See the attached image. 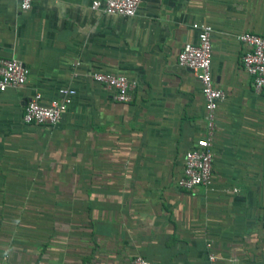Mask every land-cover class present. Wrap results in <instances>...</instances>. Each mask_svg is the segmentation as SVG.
<instances>
[{
	"label": "crops",
	"instance_id": "1",
	"mask_svg": "<svg viewBox=\"0 0 264 264\" xmlns=\"http://www.w3.org/2000/svg\"><path fill=\"white\" fill-rule=\"evenodd\" d=\"M92 0H0V56L28 68L0 91V264H264V91L242 67L238 34L264 35V0H142L133 16ZM193 23L212 27L211 72L225 97L212 182L180 188L204 135V96L178 63ZM96 71L136 81L129 102ZM76 93L58 124L24 123L35 91ZM234 189H237L236 191Z\"/></svg>",
	"mask_w": 264,
	"mask_h": 264
},
{
	"label": "built area",
	"instance_id": "2",
	"mask_svg": "<svg viewBox=\"0 0 264 264\" xmlns=\"http://www.w3.org/2000/svg\"><path fill=\"white\" fill-rule=\"evenodd\" d=\"M20 9L27 10L34 0H17ZM142 0H92L90 7L106 14L124 16L135 15ZM198 29L196 42H185L178 52V63L189 68L199 79L204 96V135L198 138L186 151L181 175L177 185L191 190L198 185L208 186L212 182V142L215 132V114L218 103L224 99L225 93L215 86L211 72L212 27L205 23H193ZM240 42L246 46L241 56L243 69L251 77L254 91H264V35L251 31L238 34ZM29 68L15 55L0 56V91L6 89H20L28 79ZM92 79L98 84L113 90V97L119 102H129L132 99L131 91L136 81L122 74L96 71ZM76 91L71 86H61L58 97L45 102L42 94L35 91L27 100L22 120L24 123L56 125L66 111ZM235 191L237 189H234ZM218 256L209 252L206 264H219ZM4 264V263H2ZM131 264H156L154 261L136 254Z\"/></svg>",
	"mask_w": 264,
	"mask_h": 264
}]
</instances>
